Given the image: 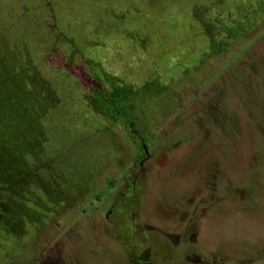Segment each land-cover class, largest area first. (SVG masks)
Returning <instances> with one entry per match:
<instances>
[{"label":"rangeland","instance_id":"374dc122","mask_svg":"<svg viewBox=\"0 0 264 264\" xmlns=\"http://www.w3.org/2000/svg\"><path fill=\"white\" fill-rule=\"evenodd\" d=\"M1 49L47 96L0 264H264V0H0Z\"/></svg>","mask_w":264,"mask_h":264},{"label":"trees","instance_id":"16d2710c","mask_svg":"<svg viewBox=\"0 0 264 264\" xmlns=\"http://www.w3.org/2000/svg\"><path fill=\"white\" fill-rule=\"evenodd\" d=\"M7 52L8 56L4 49L0 52V187L18 191L17 185H20V179L25 175L22 162L26 158L18 153V148H31L32 140H37L40 135V123L32 114L40 108L39 103L46 104L47 86L37 71L29 67L25 73L29 84L24 88L19 81L24 82L23 78L26 76L19 74L16 68L19 64L17 58L11 55V51ZM107 79L114 91L107 96L103 95L102 104L105 107L109 104L108 110L116 112V103L128 99L133 94V89L131 85H120L121 82L116 77ZM14 84L15 87L11 88ZM146 87L149 85L146 84ZM140 143L141 150L146 155V139L141 138Z\"/></svg>","mask_w":264,"mask_h":264},{"label":"water","instance_id":"95a60500","mask_svg":"<svg viewBox=\"0 0 264 264\" xmlns=\"http://www.w3.org/2000/svg\"><path fill=\"white\" fill-rule=\"evenodd\" d=\"M146 151V149H144Z\"/></svg>","mask_w":264,"mask_h":264}]
</instances>
